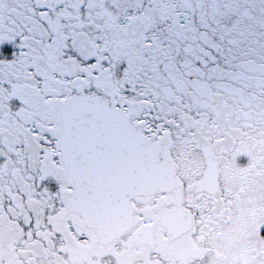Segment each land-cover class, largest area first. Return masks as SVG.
I'll use <instances>...</instances> for the list:
<instances>
[{
	"label": "snow or ice",
	"instance_id": "obj_1",
	"mask_svg": "<svg viewBox=\"0 0 264 264\" xmlns=\"http://www.w3.org/2000/svg\"><path fill=\"white\" fill-rule=\"evenodd\" d=\"M0 264H264V0H0Z\"/></svg>",
	"mask_w": 264,
	"mask_h": 264
}]
</instances>
